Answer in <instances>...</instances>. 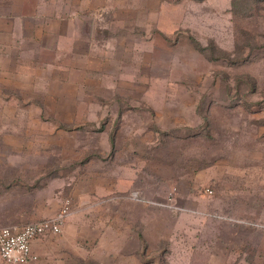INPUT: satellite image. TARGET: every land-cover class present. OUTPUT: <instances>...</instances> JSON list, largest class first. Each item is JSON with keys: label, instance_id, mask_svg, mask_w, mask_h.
Masks as SVG:
<instances>
[{"label": "rangeland", "instance_id": "374dc122", "mask_svg": "<svg viewBox=\"0 0 264 264\" xmlns=\"http://www.w3.org/2000/svg\"><path fill=\"white\" fill-rule=\"evenodd\" d=\"M61 1L119 67L76 96L24 90L25 125L0 118V215L12 191L58 213L95 186L134 184L137 202L97 212L110 229L81 245L86 264H264V191L237 195L245 153H264V0Z\"/></svg>", "mask_w": 264, "mask_h": 264}, {"label": "crops", "instance_id": "0c3cea01", "mask_svg": "<svg viewBox=\"0 0 264 264\" xmlns=\"http://www.w3.org/2000/svg\"><path fill=\"white\" fill-rule=\"evenodd\" d=\"M84 3L88 5L90 1ZM89 20L68 7L66 9L61 0H0V93L4 92L1 90L7 91L2 96V103L7 108L10 107L9 113H1L0 118L17 120L20 125H25L26 116L22 103L28 102L23 100L24 90H34L33 96H38L56 95L60 89L63 90L61 95L67 92L69 96H76L81 91L85 93V85L93 80V71L119 67L113 58L112 46L97 42L93 22L91 24ZM83 27L86 29L82 30ZM67 103L72 106L77 103V99H69ZM60 107L63 109L61 105ZM35 110L29 121L35 119L38 109ZM62 118H65L64 115ZM262 154L252 156L245 153L243 157L245 162L241 170L247 168L251 174L250 177L239 176L238 183L243 186V191L237 195L241 192L245 196L249 195V205L255 200L251 199L248 190L252 191L258 182L259 188L264 191V153ZM8 164L15 167L12 163ZM16 178L20 181L22 178L15 177L17 184L22 185V181L18 182ZM118 192H125L122 185L106 187L101 184L95 186L90 195L79 196L73 203L76 207L69 209L60 234L33 241L31 249L36 260L29 264H86V261H92L89 256L85 258V251L82 249L84 246L81 245L89 246L97 238H101L99 235L103 226L108 224L105 229L109 230L111 224L107 215H104L103 220L102 217L96 219L97 212L107 211L103 208L106 203L117 205L121 196L129 201L139 200L134 184L127 194ZM8 196L11 197L5 199L3 215H0V228L50 219L59 206L55 199L43 201L42 198L39 203L27 205V193L22 191H12ZM11 200L17 201L14 203ZM258 206L264 207V200H260ZM217 219L220 221V218ZM101 240H98L99 243Z\"/></svg>", "mask_w": 264, "mask_h": 264}, {"label": "built area", "instance_id": "2783aa9c", "mask_svg": "<svg viewBox=\"0 0 264 264\" xmlns=\"http://www.w3.org/2000/svg\"><path fill=\"white\" fill-rule=\"evenodd\" d=\"M207 195L212 191L205 189ZM69 213V205L65 203L54 217L22 226L0 228V259L4 264H29L36 260L32 253L33 241L61 233L65 218Z\"/></svg>", "mask_w": 264, "mask_h": 264}, {"label": "trees", "instance_id": "16d2710c", "mask_svg": "<svg viewBox=\"0 0 264 264\" xmlns=\"http://www.w3.org/2000/svg\"><path fill=\"white\" fill-rule=\"evenodd\" d=\"M230 6H232V1H231V4H230ZM230 9H231V7H229ZM200 48V47H199Z\"/></svg>", "mask_w": 264, "mask_h": 264}]
</instances>
